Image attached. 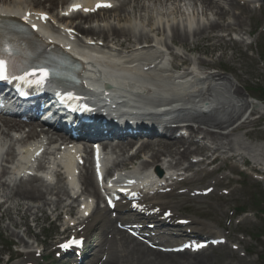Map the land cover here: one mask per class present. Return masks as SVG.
<instances>
[{"label": "bare ground", "instance_id": "1", "mask_svg": "<svg viewBox=\"0 0 264 264\" xmlns=\"http://www.w3.org/2000/svg\"><path fill=\"white\" fill-rule=\"evenodd\" d=\"M45 1L50 5L47 10L43 9L41 0H0V17H20L25 19L27 12H29V14H32L31 18H39L40 13L51 15V12L56 10L57 5L64 2V0ZM102 1L88 0L85 2L84 9L91 11L98 2ZM110 1L115 4V7L103 13L97 15L90 13L86 17L77 14L67 19L59 18V21L63 24L58 30L61 35V41L70 38L66 30L71 29L86 34L92 39L96 38V41H102L103 44L105 43L104 49L117 52L116 48H120L119 53L127 55V59L138 55L149 56L150 59L148 61L150 62L147 65L162 57L163 53L159 48L163 47L166 51L165 55H169L172 58L169 62L172 75L168 76V79L185 80L197 88L198 93L203 98L210 96L211 98L215 97V100H219L218 95H222L223 91L232 92L238 98L232 104L221 103L217 107L212 102L203 111L200 109L176 111L166 116L164 115L163 118L145 112L138 111L137 113L136 109H133L135 110V115L128 113L121 115V118L132 127H125L124 129H131L136 132L133 136L140 138V140L144 138L158 140L156 151L152 158H156L159 155H167L173 159L165 167L164 165L158 167L160 171H165L162 177H158L157 167L154 173L149 171L147 161L139 164L138 170L141 168V172L139 171V174L136 173V169L133 166L135 158H128L127 164L132 167L127 175L122 178V182H129L139 188L134 191L136 193L135 197L139 199L140 203H137L133 208L118 205L117 210L127 211L128 208L134 212L133 215L138 220L140 219V213H146L149 218L147 220L150 221L156 217H161L160 214L162 212L169 214L168 219L172 223L181 220L182 218L178 217L175 207L160 202L159 195L166 189L162 184L179 180L183 171L187 170L193 172L191 179H195L199 177V173H202L201 169L194 171L195 166H209L222 156H226L229 160H236L235 162L247 163L248 158L246 155H249L252 157L254 168L264 176V164L258 159V155L261 154L260 151L257 148L246 146L242 137L238 135L242 133L244 136L249 137V133L246 131L247 128L257 126L260 122L246 119L240 125H237L239 120L237 115L242 114L249 107V104L243 97V92L238 85L228 79L222 72V68L214 61L215 53L220 51L219 61L225 60L227 71L231 72L234 78L238 80L236 72L240 69V66L234 64L237 49L231 48L229 42L220 33L239 32V34H242L244 24L240 15L243 16L252 12L249 0ZM257 2L260 1L258 0ZM236 11L239 15H237ZM210 16H212L211 19ZM77 20H82L89 25L93 23L97 25L83 28L82 22L74 24ZM42 40L48 43L50 38L43 34ZM109 43L113 45L110 46ZM237 44H244V40ZM230 48L233 52L228 58L227 50ZM73 53L78 55L75 50ZM192 54H198L199 56L191 59L190 55ZM202 56H207L210 60L207 61ZM82 57L91 66V70L84 75V85L92 87L96 93L94 95L96 100L117 107L119 102L122 99H126L128 95L117 91L118 96H111L109 89H106L104 75L98 79L96 74H91L93 70L100 71V69H96V63L90 57ZM92 64H95V67ZM192 65L195 66L192 67ZM57 89L60 90L62 87L59 86ZM103 89L105 92H102ZM129 90L135 94L141 92L135 88H129ZM82 93H85L84 88ZM120 107H122V104H120ZM122 109L127 111L126 108ZM263 118L264 116L262 115L261 120ZM154 121L163 122L165 124L164 129L154 131L145 130V127H141V123H152ZM76 122L81 126H85L78 119H76ZM9 133L10 129H6V131L5 129H0V150L4 151L0 164L12 159L15 152H18L16 156H19L20 160H26V158L34 154L32 148L18 145L27 143L33 138L25 142L15 140V143ZM32 135L35 136V134ZM17 147L18 150L16 149ZM36 154L38 155L37 150ZM192 155L200 157L198 164L193 165L190 163L185 169H178L179 162L188 161ZM42 160H45V157L42 156L39 159V161ZM41 163L39 162V165ZM89 166L91 167V165ZM13 174L19 175V172L16 169L12 172H7L6 169L3 170L4 176ZM4 176H0V199H4V202L0 205L4 206L3 214L0 216L1 219L7 217L14 226L18 227L20 224L13 220L14 215L19 216L24 222L31 218L38 225L40 222L38 214L41 213L42 218H44V211L48 209L55 211L57 217L62 213L72 214L73 206L64 204L63 198H69V194L63 184L50 187L44 185V182L38 178H30L28 181H19L17 185L11 186ZM133 181H138L139 184L137 185ZM81 182L86 187L85 190L90 193L89 188H93L95 182L89 170H86L81 175ZM213 184L214 182H211L205 188L197 189L195 192L202 193L204 190L211 188ZM156 186L161 188L160 191L151 195V191ZM91 192L95 198L100 199L95 191ZM81 210L85 211L83 208ZM77 213H79V210ZM118 221L128 224L123 218H118ZM99 223L105 226L111 224L108 220L106 207L100 208L97 204L92 215L81 221L80 225L84 228V231H87ZM189 224L188 229L194 228L196 231L201 232L204 237L221 239L219 233L207 224L198 221H190ZM10 225L8 224L7 226L10 228ZM157 228H159L158 225ZM14 236L17 238L18 233H14ZM20 243H22L21 240ZM128 250H130L129 255ZM96 254L98 253L96 252ZM137 254L140 256L141 252L127 240L118 237H113L110 241L104 239L101 242L99 251V256L107 257L105 264H131L130 257ZM140 257L146 263H175L174 261L167 262L170 256L164 260H151L152 258L149 259L143 254ZM176 257H179L181 264L206 263L202 262L204 258L201 255H177ZM189 258L193 259L189 260ZM96 260L97 263H100V260ZM17 264H21V262L17 261Z\"/></svg>", "mask_w": 264, "mask_h": 264}, {"label": "rangeland", "instance_id": "2", "mask_svg": "<svg viewBox=\"0 0 264 264\" xmlns=\"http://www.w3.org/2000/svg\"><path fill=\"white\" fill-rule=\"evenodd\" d=\"M253 13L252 15H245L242 16V21L244 23V30L243 33L240 36H243L244 39L247 40V33H249L250 30H255L257 27H260L262 30L264 28V8L261 10L253 9L254 3L250 4ZM249 18H251V26L249 25ZM261 30V31H262ZM260 31V32H261ZM237 36L231 35L229 37H226V40H232ZM247 42H250L247 40ZM232 45V43H230ZM264 48V32L259 33L255 43L250 45L249 49H247L246 46L242 45L239 47L237 57V63L236 65H241L243 67V72L246 71L245 74L242 75V78L245 80L244 85H251L257 84V81L264 85V65L262 62V56L261 51ZM231 54V51L227 52V55L229 56ZM218 53L216 54L215 58H217ZM241 73V71H239ZM227 76L230 77L229 74ZM249 87L247 88V92L245 93L246 99L249 98L250 95H252V92L250 91ZM250 103H253L256 105V110L264 114V106L259 105L255 102H252L251 100H248ZM259 115H257L255 118H257ZM264 129V123L261 124V126ZM259 127H251L248 129L249 131H254L258 129ZM264 138V135L262 134V139ZM261 137L257 139L256 141L253 140H245V143L250 147H257L260 150L264 152V142H262ZM242 187H236L233 186L229 188L232 193L228 198L229 199L226 203H223L221 201H218L217 199H210L206 201V207L211 206V210L217 214L216 220H221V226L223 225L225 227V218L226 215L229 213V210L233 208H247L248 213H252L253 217L246 219L242 222V224L239 227H235L234 221L230 224V236L232 235V232H236L238 234L242 233L245 236H251L252 240L250 243H243L242 248L247 252L246 258H241L237 253H232V251L219 248L217 250H214L212 254L209 255V260L203 262L205 264H264L263 262H259L257 260V253L261 250L262 247H264V244L262 241H264V238L259 239V236L263 234L260 226L262 224V219L259 214L260 209L264 210V184H254V183H244L242 184ZM262 197V204H259L260 199ZM180 205V204H178ZM197 208V207H196ZM181 211L184 208H180ZM187 217L193 216L194 219H199L200 221H203L207 224H210L212 221L213 223H216L215 219L213 220L209 214H203L199 217L195 216L193 213V207L189 210H186ZM226 214V215H225ZM225 215V217H224ZM256 215V216H255ZM228 216V215H227ZM255 216V217H254ZM5 222V226H7L8 222ZM1 225V226H4ZM47 225V222L43 223V227ZM227 226V225H226ZM39 233V231H35ZM7 234H10L7 232ZM21 238L26 241H31V238L27 236L26 234H21ZM13 239V238H12ZM15 240V239H14ZM2 250H0L1 254ZM0 258L1 257L0 255Z\"/></svg>", "mask_w": 264, "mask_h": 264}, {"label": "snow or ice", "instance_id": "3", "mask_svg": "<svg viewBox=\"0 0 264 264\" xmlns=\"http://www.w3.org/2000/svg\"><path fill=\"white\" fill-rule=\"evenodd\" d=\"M101 6L110 7V5H97V7H101ZM78 9H79V6H75V10H78ZM88 10L89 9H84V11H88ZM41 18L46 19L47 17L46 16H42ZM25 19H27V17ZM33 27H35V25H33ZM33 75H35V73H33ZM40 75H41L42 78H46L47 77V72H45L44 70L41 69L40 70ZM8 79H9V76H8L7 65H6L4 60H0V80H8ZM69 99H78V98L70 95ZM62 247H64V245H62Z\"/></svg>", "mask_w": 264, "mask_h": 264}]
</instances>
